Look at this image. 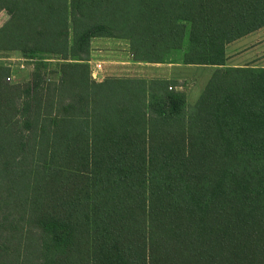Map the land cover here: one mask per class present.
<instances>
[{"label":"trees","instance_id":"16d2710c","mask_svg":"<svg viewBox=\"0 0 264 264\" xmlns=\"http://www.w3.org/2000/svg\"><path fill=\"white\" fill-rule=\"evenodd\" d=\"M0 10V50L20 45L35 65L24 86L0 82V264H264V68L227 65L264 29V0ZM47 34L71 60L57 83L31 50ZM94 38L128 41L136 62L215 70L193 105L164 78L94 82Z\"/></svg>","mask_w":264,"mask_h":264},{"label":"rangeland","instance_id":"374dc122","mask_svg":"<svg viewBox=\"0 0 264 264\" xmlns=\"http://www.w3.org/2000/svg\"><path fill=\"white\" fill-rule=\"evenodd\" d=\"M9 18L6 11L0 10V30L4 27ZM41 39L40 44L37 46L33 45L31 50L37 51V54H41L42 57L47 59L48 63L45 69L48 77L47 83H57L61 78V75L58 73L59 65L64 62H71V60L64 59L66 58L64 56L65 53L53 54L46 51L47 48H50L52 45V37L49 36V34H47L44 39ZM73 40L74 35L72 30H70L68 37V44L70 47L72 46ZM121 42L124 43L125 41L123 40ZM119 44L121 43H118V39L116 38L92 39L88 64L90 70L94 69L96 64H102L103 77L101 76L102 78H100L99 82L111 77L139 78L147 81L161 78V76H165V73L169 72V70L166 69L168 68L166 65L155 67V65L146 64L135 69L128 68V63L118 62L119 60L114 57V53L116 52L120 55V51L124 52L123 49H129V42L127 41L126 44L122 45ZM3 47L7 49L0 50V82L13 86H24L26 83L31 82L33 80L35 65L34 63L30 64L27 62L24 57L25 51H23L21 46L9 42L8 45H4ZM227 56V65L230 67L264 68V29L255 35L231 44L227 48ZM163 68H165V71ZM213 70H215V67L183 66V69L179 73L183 80L177 81L179 86L175 87L172 85V88L173 90L184 92L187 102L193 105L198 101L203 89L208 84ZM93 81L97 82L95 80Z\"/></svg>","mask_w":264,"mask_h":264},{"label":"crops","instance_id":"0c3cea01","mask_svg":"<svg viewBox=\"0 0 264 264\" xmlns=\"http://www.w3.org/2000/svg\"><path fill=\"white\" fill-rule=\"evenodd\" d=\"M261 32V31H260ZM257 34V33H255ZM253 34V35H255ZM252 36V35H251ZM249 37V36H248ZM245 39V38H244ZM243 40V39H242ZM118 43H121L119 45H122V44H126L127 42H124L122 43L121 41L118 40ZM114 50V49H113ZM124 52L120 51V55L117 54L115 51L114 53V57L117 58V60H119L118 62H121V63H128L129 66H127L128 68H139V66H143V65H155L156 66H159V65H166L168 68H166L167 70H169V72L165 73V76H161V78H164V79H167V80H170V81H180V80H183L181 79V75H179L180 71L183 69V66L187 67L189 65H181V64H150V63H141V62H136L134 61L133 59V56L130 52V48L129 49H123ZM122 55V56H121ZM101 64V63H99ZM102 66V64H101ZM181 67V68H180ZM204 67V66H203ZM95 69V67H94ZM106 69V68H105ZM164 71H165V68H163ZM92 70V69H91ZM107 70V69H106ZM105 70V71H106ZM130 70V69H128ZM166 70V71H167ZM101 76L103 77V73L101 71ZM101 77V78H102ZM103 81V80H102Z\"/></svg>","mask_w":264,"mask_h":264},{"label":"built area","instance_id":"2783aa9c","mask_svg":"<svg viewBox=\"0 0 264 264\" xmlns=\"http://www.w3.org/2000/svg\"><path fill=\"white\" fill-rule=\"evenodd\" d=\"M101 71H102L101 64H99V63L96 64L95 69H92V71H91L92 79L99 82L100 78H101Z\"/></svg>","mask_w":264,"mask_h":264}]
</instances>
